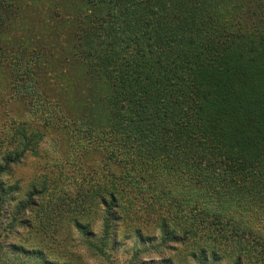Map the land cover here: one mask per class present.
<instances>
[{"label":"trees","instance_id":"obj_1","mask_svg":"<svg viewBox=\"0 0 264 264\" xmlns=\"http://www.w3.org/2000/svg\"><path fill=\"white\" fill-rule=\"evenodd\" d=\"M0 69L21 105L3 115L11 127L0 125V219L3 194L17 193L4 177L49 129H63L72 154L106 160L92 188L67 185L79 214L89 200L101 211L93 256L116 263L105 242L129 217L141 243L160 241L183 263L264 264V0H0ZM79 86L86 95L103 87V120L76 106ZM47 183L32 185L11 225L0 223V264L11 263L3 241L34 230ZM151 215L152 229L142 227ZM144 254L125 264H146Z\"/></svg>","mask_w":264,"mask_h":264},{"label":"rangeland","instance_id":"obj_2","mask_svg":"<svg viewBox=\"0 0 264 264\" xmlns=\"http://www.w3.org/2000/svg\"><path fill=\"white\" fill-rule=\"evenodd\" d=\"M48 5L50 4H44V7ZM7 74L5 70L0 69V125L11 127V124H13L12 118L3 115L8 111L10 114L17 116L21 105L14 102V100H10ZM44 78L50 81L53 79L50 74L45 75ZM79 88L83 94L81 98L75 100L76 106L78 108L80 105L83 107L81 109L85 111L83 115L97 116L100 120H103L105 111L104 108L101 109L100 105L102 104L99 101L100 97L105 95L103 87L94 89L92 87V91L87 95L81 86ZM86 99L87 101L90 100V106L87 108L84 106L87 102ZM31 120L38 127L39 132H45L48 129L44 127L42 121L34 120V118H31ZM36 152V155H33V153L28 154L22 166L15 170L13 177H4L5 187L7 189L16 187L17 193L15 191L9 193L10 191H8L9 195H6L7 193L3 194L5 207L0 223L4 227L11 225L14 217L19 213V208H22L20 207L21 204L28 202L26 196L31 192L32 185L40 190L44 183L49 182V184L47 183L49 191L44 197H35L40 208H36L34 215L39 216L38 218L34 215L29 217L34 223V230L25 232L22 231V228H16L17 233L10 235L8 239L3 241L6 247L3 260L13 264H110L111 262L98 256L97 253L94 256L92 255L95 251L91 248V245L99 244L103 236V221L100 209L93 201L89 200L85 204L86 209L82 214H79L81 205L77 207L78 209H74L75 199L72 198V194L71 196L67 195L70 188L67 185H71V183L74 186L73 188H76L79 192L87 185L92 188V181L97 174L107 172L104 167L106 160L97 152L85 155L80 150L77 154H72L68 134L63 129H49L44 140L38 143ZM79 185H82V189ZM90 188L88 190H91ZM44 212L51 215L48 221L41 219V214ZM74 212H77V214ZM21 217L22 214H20ZM72 217L79 218L80 223L87 226L94 233V237L84 235L83 231L76 230L70 221ZM153 218L155 216H147L144 220H141V226H144V221L150 224L149 227L152 229ZM125 221L119 228L117 237L114 238L117 243L115 244L114 239L105 242L107 248L115 249V253L112 250L110 261L115 259V264H125L137 250H142L145 252L142 260L146 261V264H165L170 259L175 264H191L188 261L181 262L176 256L170 255L164 247L160 248V241L149 245L141 243L135 235V230L140 226V221L133 222L129 217ZM43 223L44 225L46 223L47 226L49 224L51 227L45 230L47 227H42ZM153 232L157 238L160 237L161 234L158 230L153 228ZM9 243L15 245L14 248L8 249ZM25 251H32L33 253L27 254Z\"/></svg>","mask_w":264,"mask_h":264}]
</instances>
